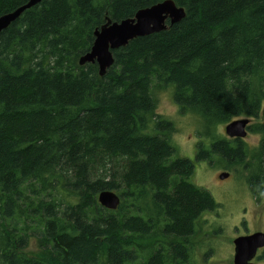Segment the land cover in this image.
Segmentation results:
<instances>
[{
    "label": "trees",
    "instance_id": "trees-1",
    "mask_svg": "<svg viewBox=\"0 0 264 264\" xmlns=\"http://www.w3.org/2000/svg\"><path fill=\"white\" fill-rule=\"evenodd\" d=\"M27 1L0 0V16ZM162 1L42 0L0 33V264H191L195 223L218 204L190 182L193 162L173 159L153 83L172 85L180 111L207 128L260 120L264 0H172L185 17L112 51L105 76L78 65L106 20ZM247 131L261 136L246 166L258 200L264 122ZM202 143L196 162L208 160ZM209 149L233 166L248 159L242 140ZM104 190L117 210L98 204Z\"/></svg>",
    "mask_w": 264,
    "mask_h": 264
},
{
    "label": "rangeland",
    "instance_id": "rangeland-1",
    "mask_svg": "<svg viewBox=\"0 0 264 264\" xmlns=\"http://www.w3.org/2000/svg\"><path fill=\"white\" fill-rule=\"evenodd\" d=\"M167 86L153 83L151 94L155 102V114L173 125L174 130L169 137L175 149L173 159L185 158L192 161L195 169L190 182L207 190L218 204V208L209 213V217L202 216L195 223L196 234L189 242L191 264H233V240L243 234L264 230V198L255 202L246 178L249 176L246 166L253 153L257 152L261 136L248 132L242 140L248 159L243 164L233 166V162L227 161L220 152L212 153L209 149L212 142L233 141L226 137L224 125L207 128L196 114L182 113L174 102L173 86ZM258 122H262V118L251 119L250 125ZM150 126L154 128V122H150L149 128H152ZM151 130L144 132L159 135L165 132ZM200 141L203 142V150L207 151L208 160L196 162L195 154L199 151ZM231 145L237 149L235 142ZM120 162L114 160V167ZM111 168V165L107 166V169ZM113 171L119 175L120 168H114ZM221 171L229 174L224 183L216 179ZM138 262L141 263V260ZM260 263L264 264V260Z\"/></svg>",
    "mask_w": 264,
    "mask_h": 264
},
{
    "label": "water",
    "instance_id": "water-1",
    "mask_svg": "<svg viewBox=\"0 0 264 264\" xmlns=\"http://www.w3.org/2000/svg\"><path fill=\"white\" fill-rule=\"evenodd\" d=\"M42 0H28L26 4L14 11L0 16V33L10 24L18 20L24 11L41 3ZM185 17L184 8L176 6L172 0H164L149 8L138 10L133 18L120 22L107 21L94 31V41L90 51L78 59V65L96 64L100 77L105 76L106 70L114 64L112 51L127 46L130 41L158 34L167 30L168 25H174ZM264 122V107L259 114ZM250 119L240 118L224 126V133L230 140H243L246 138ZM229 177L228 173L219 175V180ZM98 204L107 210L115 211L121 204V198L114 191L104 190L97 195ZM233 264H253L251 261L258 249L264 248V233L239 236L233 240Z\"/></svg>",
    "mask_w": 264,
    "mask_h": 264
},
{
    "label": "flooded vegetation",
    "instance_id": "flooded-vegetation-1",
    "mask_svg": "<svg viewBox=\"0 0 264 264\" xmlns=\"http://www.w3.org/2000/svg\"><path fill=\"white\" fill-rule=\"evenodd\" d=\"M232 140H236V139H232ZM222 173H224V171H221L220 173H218L216 179H218L219 175L222 174ZM226 179H228V177H227ZM226 179H225V180H219V179H218V180H219L220 182H223V183H224V182L226 181ZM262 189L264 190V187H262ZM262 198H264V196H263ZM254 200H255V202L257 201L256 199H254ZM208 215H209V213L203 215V217H206V216H208ZM208 217H209V216H208ZM257 232H262V233H264V230H263V231H255V232H252V233H250V234H243V235H241V236L251 235V234H253V233H257ZM233 249H234V246H233ZM262 260H264V248L258 249V250L256 251V255H255L254 259H253L251 262H252L253 264H261L260 261H262Z\"/></svg>",
    "mask_w": 264,
    "mask_h": 264
},
{
    "label": "bare ground",
    "instance_id": "bare-ground-1",
    "mask_svg": "<svg viewBox=\"0 0 264 264\" xmlns=\"http://www.w3.org/2000/svg\"><path fill=\"white\" fill-rule=\"evenodd\" d=\"M251 121V120H250ZM116 210V209H115ZM259 233H262V232H259ZM254 234V233H253ZM239 237V236H238Z\"/></svg>",
    "mask_w": 264,
    "mask_h": 264
}]
</instances>
